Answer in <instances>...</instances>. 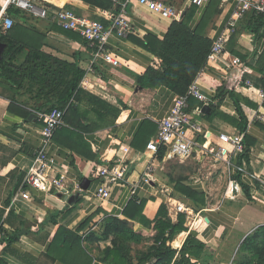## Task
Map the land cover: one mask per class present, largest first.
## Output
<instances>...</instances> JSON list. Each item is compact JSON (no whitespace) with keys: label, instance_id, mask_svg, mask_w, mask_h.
I'll return each instance as SVG.
<instances>
[{"label":"crops","instance_id":"1","mask_svg":"<svg viewBox=\"0 0 264 264\" xmlns=\"http://www.w3.org/2000/svg\"><path fill=\"white\" fill-rule=\"evenodd\" d=\"M46 1L104 22H108L104 11H113L82 0ZM162 1L181 11V17L194 8L189 19L191 28L202 23L200 32L212 43L219 35L227 34L220 60L207 62L194 79L208 101L196 98L189 111L203 126L196 141L201 146L226 147L230 157L223 161L194 153L182 158L165 152L159 159L147 149V142L157 136L159 122L168 115L178 94L165 85L147 88L139 83L138 76L149 67L161 68V59L147 46L146 37L162 41L174 20L133 0L127 13L134 30L126 37L113 33L109 38L110 50L120 59V65L100 62L97 66L101 70L96 69L87 78L85 74L84 90L89 94L78 101L72 98L66 105L64 125L46 148L50 163L42 176L48 183L64 176L69 192L62 196L56 187L43 190L27 185V171L39 166L35 155L41 147L45 123L41 115L48 113L53 103L59 104L60 95H52L45 104L46 99L36 93L42 77H24V69L30 64L28 61L37 66L43 61L37 51L87 69L94 50L78 40L77 32L68 33L51 19L16 16L19 27L14 38L41 46H13L11 50L12 46H5L0 56V63L10 59L20 73L0 67V215L5 228L24 231L14 245L16 251H3L6 245L0 243V258L5 263L68 264L59 261L55 251L59 248L56 244L54 247L57 238L62 240V246H69L70 256L72 251L78 254V245L71 246L69 237V241H75V235L79 236L84 248L89 231L83 230V223L89 221L90 230H101L110 216L124 219V210L134 197L144 202L142 213L153 221L148 226L131 221L135 231H143L145 236L156 234L154 220L162 205H166L174 222L183 215L186 229L170 245L181 248L193 232L203 244L200 258L193 260L195 264H232L245 238L264 225V100L257 95L264 90V26L255 33L259 23L253 13L258 12L248 10L239 16L240 0H210L203 6L190 0ZM235 18L236 27L227 31ZM236 58L240 61L234 62ZM63 77L65 80L69 76ZM224 84L234 90L239 103L229 92L220 99L216 97L217 89ZM89 95L98 96L105 103ZM238 104L247 118L244 132ZM205 106L209 108L204 110ZM117 107L122 108L118 113ZM223 132L242 133L245 149L248 147L245 157L243 153L234 155V147L221 142L219 136ZM150 163L154 169L147 176ZM102 164L124 170L123 178L111 185L107 199L98 197L102 181L92 175V170ZM85 178L89 179L88 189L78 188ZM23 192L29 196L23 197ZM179 204L184 206L183 212L176 210ZM62 228L70 233L62 234ZM176 240L179 246L174 245ZM109 244V240L100 242L102 248ZM94 258L92 264H103ZM69 259L71 264H78Z\"/></svg>","mask_w":264,"mask_h":264},{"label":"trees","instance_id":"2","mask_svg":"<svg viewBox=\"0 0 264 264\" xmlns=\"http://www.w3.org/2000/svg\"><path fill=\"white\" fill-rule=\"evenodd\" d=\"M82 1L87 4L97 5L105 10H113L114 12L118 10V7L112 0ZM194 10V8H191L184 17H181L179 20H174L162 41L154 36L149 35L146 37L147 46H150L156 57L161 59V68L149 67L145 73L139 75L138 80L142 86L157 88L165 85L174 90L178 95H183L186 94L190 84L203 66L206 65L212 47V40L200 32L202 23L193 29L191 28L189 19L193 15ZM10 13L15 16L22 15V11L19 9H11ZM253 14L256 16L255 22L259 23L254 28L255 33H258L261 27L264 26V14ZM254 15L252 18H255ZM101 21L104 22L103 20ZM104 24L107 25L108 22H104ZM17 26L19 27V24H15L7 33H0V40L6 43V46H12L10 50L13 49V46H41V43L33 45L28 41L20 42L15 39L14 36H17L15 32ZM61 29L64 30L63 28ZM64 31L75 33V31L71 30ZM77 38L85 46H90L89 41L83 38L79 33ZM31 40H33V38ZM107 47L110 49L109 45ZM40 53L42 52L37 51L38 58L43 61H40L38 66L28 61L30 64L26 65V69H24V77H42V81L38 83L39 88L36 93L39 97L46 99L45 104L50 102L49 98L52 95H60L58 98V101H60L59 104L53 103L48 112L55 108L64 110L72 98L78 101L82 99L85 94H89L84 90L85 85L83 84L87 72L86 68L76 63L55 59L53 57L50 58L43 55V53L40 57ZM45 63H49L50 66L45 67ZM0 67L4 70L9 68L13 73H19L10 59L6 61L3 60L2 63H0ZM95 68L101 70L97 64ZM39 71L44 73L40 75L38 74ZM61 74H63V76L66 74L69 77L63 80L64 77ZM227 92L236 98V102H238L234 90H228L225 84L217 89L216 97L220 99ZM89 96L90 98H95L101 104L105 103L101 98H98V96ZM195 99L196 97L194 96L190 97V107L191 104L195 102ZM70 105H72V103ZM70 105L68 106L70 107ZM121 105L124 107L123 104ZM120 109L122 108H115L117 113ZM237 110L241 116L240 127L242 132H244L247 127V118L240 104H238ZM103 116L104 115H101V117ZM247 150L248 147L246 146L242 156L245 157L247 155ZM164 153L165 148L161 147L160 151L156 154L157 158L160 159ZM23 180L24 177L21 178L20 185H22ZM25 185L26 184H24V186ZM243 187L247 193V187ZM143 209L144 202L138 197H134L124 210V219L110 216L105 220L101 230H90L91 226L89 225V221H85L82 228L85 232H89L86 234L84 248L80 246L81 241L79 236L75 235V241L73 238V241H69L70 237L68 236V243H70L71 246L76 248V244L78 245V254L76 251H72L70 256L68 253L69 246H62L60 244L62 240L57 238L58 241L56 240L57 243H55L56 241L54 242V247L56 244L59 248L55 250L58 257H60L59 261L71 264V260L69 259L71 258L78 264H92L95 259L94 256H96V259L104 264H195L193 260L195 258H200L203 244L196 238L193 232H190L181 248L175 249L169 244L180 232L184 231L186 227L184 225L185 218H183V215H180L177 222H174L168 214L166 205L160 207L154 220V225L157 230L154 242L144 249H134L133 244L140 246L146 236L143 231H135L131 221H137L146 226L153 222L145 218L142 213ZM61 231L62 234L70 233L65 228H62ZM23 233L24 231L22 230H10L5 228L3 217L0 215V243L3 242L6 245L3 251H16L14 245L20 241ZM65 239H67L66 236ZM107 240L110 241V244L102 248L100 242ZM178 244V240H176L174 245L179 246ZM74 248L71 250H74ZM50 257L56 259L53 255L51 256V254ZM0 264L7 263L0 258ZM232 264H264V225L255 229L245 238Z\"/></svg>","mask_w":264,"mask_h":264},{"label":"built area","instance_id":"3","mask_svg":"<svg viewBox=\"0 0 264 264\" xmlns=\"http://www.w3.org/2000/svg\"><path fill=\"white\" fill-rule=\"evenodd\" d=\"M118 7L116 12L104 11L108 19V24L102 21L92 19L87 16H80L70 8H58L52 4H48L46 0H2L0 2V33H7L16 24L15 15L10 13L11 9H19L22 14H27L38 19H51L58 27L64 30H71L79 33L83 38L89 41V45L93 48V58L89 68H87L86 78L89 74H95V65L100 62L119 66L120 59L107 47L109 38L113 33H117L122 37L128 36L133 29L127 13V6L133 0H112ZM139 4L146 6L149 10L161 14L166 18L179 20L182 16L181 11L170 6L162 0H136ZM210 0H190V3L196 6H203ZM238 15L242 16L246 11L253 10L264 14V0H240ZM229 30L233 31L236 27V18L229 23ZM227 43V34L223 33L213 40L210 54L207 62L213 63L220 60ZM236 58L234 62H239ZM83 84L86 86L85 78ZM248 84H251L248 82ZM257 95L264 100V90H259ZM201 98L208 101L201 93L198 80H194L186 94L177 95L173 100L170 112L159 122L157 136L148 142L147 149L152 152L153 156L160 151L161 147L165 148L166 153L176 155L182 158H189L194 153L203 155H212L215 160L226 161L230 157V152L226 147H209L201 146L196 137L203 131L201 121L190 111V97ZM45 120L41 130V147L37 150L35 161L39 162V166L31 167L27 171L25 183L38 189L52 190L58 188V194L64 195L69 192L70 186L64 183L65 177L61 180L55 178L53 182L48 183V179L42 176V172L46 170L50 163L46 148L53 142L56 131L64 125L65 111L62 109H53L52 111L41 115ZM221 142L231 144L234 147V155L243 153L245 144L241 132L227 133L223 132L219 136ZM153 158V157H152ZM154 167L150 163L146 169V175L150 176ZM238 170L242 168L237 167ZM124 170L120 166L102 164L92 170V175L101 179L102 185L98 189V197L107 199L110 196V187L123 178ZM149 180L148 177H146ZM78 186V185H77ZM80 185L78 186V188ZM23 197L29 196L28 192H23ZM178 212L185 210L181 204L176 206Z\"/></svg>","mask_w":264,"mask_h":264},{"label":"rangeland","instance_id":"4","mask_svg":"<svg viewBox=\"0 0 264 264\" xmlns=\"http://www.w3.org/2000/svg\"><path fill=\"white\" fill-rule=\"evenodd\" d=\"M214 175H216V176H218V175H220V174H216V172L214 173ZM227 181V180H226ZM228 182V181H227ZM149 235V234H148ZM148 235L146 236V238L141 242V244H140V246H137V245H135V244H133V247H134V249L136 248V249H144L146 246H149L150 244H152L153 242H154V237H155V235H154V237H152V235H149V237H148ZM171 243V242H170ZM169 243V244H170ZM104 264V263H103Z\"/></svg>","mask_w":264,"mask_h":264},{"label":"water","instance_id":"5","mask_svg":"<svg viewBox=\"0 0 264 264\" xmlns=\"http://www.w3.org/2000/svg\"><path fill=\"white\" fill-rule=\"evenodd\" d=\"M6 46V44L5 43H3L1 40H0V56H1V54H2V52H3V49H4V47ZM209 107L208 106H205L204 107V110H206V109H208ZM87 183H89V179H87V178H85L83 181H82V183L80 184V187L81 188H83V189H88V184ZM87 184V185H86ZM78 196V195H77ZM75 197V196H74Z\"/></svg>","mask_w":264,"mask_h":264}]
</instances>
